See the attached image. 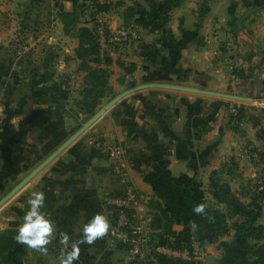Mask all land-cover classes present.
I'll list each match as a JSON object with an SVG mask.
<instances>
[{"label": "crops", "instance_id": "0c3cea01", "mask_svg": "<svg viewBox=\"0 0 264 264\" xmlns=\"http://www.w3.org/2000/svg\"><path fill=\"white\" fill-rule=\"evenodd\" d=\"M258 2L182 0L168 22L171 35L182 44L178 59L169 34L137 21L145 17L151 22L162 0H109L99 14L110 32L126 26L140 38L115 41L100 55L111 60L109 65L102 63L110 72V92L94 112L105 109L104 114L69 146L70 161L55 159L19 191V204L8 210L7 201L0 207L5 219L0 221V234L18 229L19 237L26 238L25 264H158L152 249L140 262H128L126 250L111 236L112 215L104 197L122 185L112 162L88 144L91 138L121 147L128 180L147 206L155 195L136 168L147 170L143 163L151 161L180 183L193 179L195 197L231 213L230 221L259 210L258 223L264 226V201L258 198L264 177V100L253 96L262 70L258 68L264 53V12L244 18ZM60 4L61 0H0L1 180L27 171L26 178L63 144L50 125L61 113L44 117L45 86L52 85L53 95L61 93L60 83L66 80L62 69H78V42L73 40L72 47L40 42L46 33L67 35L56 10ZM63 5L71 10V2ZM47 19V31L34 29L36 41H14L30 36L33 27L28 29L26 23ZM96 22L87 26L95 31ZM252 31L254 36L249 35ZM22 86L25 89L19 90ZM25 95L22 105H13ZM19 114L26 116L14 117ZM87 115L79 113L81 126ZM16 207H21L20 222ZM30 220L36 222L31 236ZM193 248L202 264H264V239L252 240L232 229H220L213 242H195Z\"/></svg>", "mask_w": 264, "mask_h": 264}, {"label": "trees", "instance_id": "16d2710c", "mask_svg": "<svg viewBox=\"0 0 264 264\" xmlns=\"http://www.w3.org/2000/svg\"><path fill=\"white\" fill-rule=\"evenodd\" d=\"M65 1L74 2L75 0H61V4L57 7L58 16L64 25V32L70 35L74 30L76 18L73 12L65 10L63 6ZM181 3L182 0H162L160 11L151 22L145 17L137 19L145 27L153 24L169 34L177 49L178 59L182 44L171 35L168 22L171 12ZM107 7L108 5L98 6V10H106ZM76 34L79 40L75 50L76 59L80 62L78 69L86 72L85 85L81 90L82 99L78 103L79 112L94 114L102 98L110 92L108 81L110 72L102 66V63L109 65L111 60L109 57L101 58L100 45L93 29L82 26ZM260 66H264V58H261L259 68ZM237 73L242 75V71ZM252 77L254 79L255 76ZM252 83L254 84V81ZM262 112L264 114V109ZM143 165L147 167V170H142L140 167L136 169L142 173L143 180L150 184L155 195V199L150 200L148 206L154 211L152 227L155 233L152 234L151 249L158 264H202L200 260L194 258L193 244L197 242L200 246H204L213 242L220 229H232L239 234H246L252 240L264 239V226L258 223L259 210L255 211V215L242 213L241 219L230 221L231 213L228 214L205 200L195 197L193 179L180 183L159 163L146 161ZM258 198L264 201V177L263 189L260 190ZM30 224H32L31 236L36 229L35 220H30ZM175 225L182 226V229L176 231ZM19 234L18 229H6L0 234V259L4 264H25L27 241L26 238H20ZM159 245L169 246L181 252L187 251L188 257H175L156 252L154 248ZM122 246L126 249V246Z\"/></svg>", "mask_w": 264, "mask_h": 264}, {"label": "built area", "instance_id": "2783aa9c", "mask_svg": "<svg viewBox=\"0 0 264 264\" xmlns=\"http://www.w3.org/2000/svg\"><path fill=\"white\" fill-rule=\"evenodd\" d=\"M95 2L102 7L108 5L109 0H95ZM102 11L104 10H98L95 15L97 22L94 31L100 45L101 56H103V50L115 41L140 38L139 34L126 26L118 27L115 32H110V26L99 14ZM88 144L112 162L113 173L118 175L119 184L122 185L117 192L108 193L104 197L112 215L110 234L119 244L126 246L128 262H140L153 247L152 234L155 233L152 227L153 211L145 204L139 190L130 184L121 147L107 146L95 138L88 140ZM262 189L261 185L260 190ZM154 249L156 252L175 257H184V253L188 254L187 251L181 252L165 245L156 246Z\"/></svg>", "mask_w": 264, "mask_h": 264}, {"label": "rangeland", "instance_id": "374dc122", "mask_svg": "<svg viewBox=\"0 0 264 264\" xmlns=\"http://www.w3.org/2000/svg\"><path fill=\"white\" fill-rule=\"evenodd\" d=\"M71 4L72 5H71L70 11L74 13L75 18H76L75 26H73L74 30L72 31V33L70 35L65 34L66 36H62V37L59 36L58 34H56V32L55 33L51 32L50 34L46 33L43 37L41 36V38H40V42H42V44H44V45L45 44H55V45L61 44L63 46H71L72 47L73 42H74L73 40H75V39L79 43V40H78V37L76 34L77 30L82 26H87V23H90L96 19L94 16L97 14L98 6H97L95 0H75L74 2H71ZM262 4H264V0H260V2H258V3H253L251 8H249V9H253L256 6H259ZM54 10L55 9H53L52 11H54ZM56 10H58V8ZM263 12H264V7H262L261 9H259L256 12H254L253 14L248 15L246 17V19L252 18V16L254 18L260 17L261 16L260 14H262ZM48 20L49 19L43 20V21H30L31 23H26V27L28 29L29 28L31 29L33 27V30H30V32H31L30 36H27L26 34H24L23 36H17L14 39V41L17 44H21L23 40H24V42H26V40H28L29 42L36 41L39 38V35H37V33H33L34 29H35V31L38 32V29L42 27L43 30L47 31L50 28V26H48V24H47ZM51 20H50L49 24L51 23ZM253 20H255V19H253ZM34 22H43L44 27L41 26L42 24L36 25V24H34ZM60 22L62 23L61 20H60ZM62 27H63V31H64V25H62ZM249 35L254 36L253 31ZM110 45H113V43H111ZM113 47H115V46H112L111 48H113ZM44 53L46 54L45 50H44ZM46 58H47V56H46ZM261 68H263V66L262 67L260 66V68H258V69H261ZM76 70L74 69L70 73V71H68L67 69H65V71H64V69H62V72H65L62 74L65 76L66 80L62 81L63 83H60L61 93L57 94L54 92L55 94L53 95L51 92L54 89L52 87V85L47 84L45 86V98L43 100V103L47 104L48 107H46L47 110L44 111V113H45L44 117H45V115L47 116L49 113L50 114L51 113L52 114L53 113H57V114L61 113L60 115H58L57 120H55V121H54V119H52V117H49L50 121H54L53 123L50 124L51 126H54V132H53L54 137L55 138H61V140L59 141L61 143H64L66 140H68L75 133V131L81 126L80 117H79V113H80L79 108L80 107H79L78 103L82 99L81 90L85 85L86 72L80 71L79 69H76ZM80 73H82V75ZM254 79H255V77H254ZM21 89L24 90L25 86L19 87V90H21ZM18 96H20V95H18ZM253 96L255 97V94H253ZM25 98H26V95L22 98H18V99L13 100V105H16V106L22 105ZM29 102H30V105L28 106V108L32 109L33 104L31 101H29ZM24 105H25V103H24ZM25 112H27V111L24 110L23 113H25ZM27 114H30V113L27 112ZM24 116H26V115L19 114V115H15L14 117L22 118ZM31 121H33V120L31 119ZM50 139H53V136L50 137ZM58 145L59 144L57 143V145H55L53 148H51L48 151V153L45 155V157H47L48 154L51 153ZM2 165H3V162L1 161L0 162V168ZM28 167H29V165H28ZM29 168L31 169V166ZM26 172H24L23 174H20V176H18V177H14L13 179L10 176H6L3 180L0 179V189H1L0 190V201L21 182V180L23 179V175L26 174ZM0 177H1V172H0ZM17 194H19V192ZM17 194H15L10 200H8V202H7V204H8L7 206H9L8 210L10 208H12L13 204H17V203L19 204L20 198H19V196H17ZM17 206H19V205H17ZM16 208H18V211L16 213V217L18 220L16 222H20L21 217H22L21 216V207H16ZM12 210H14V209H12ZM14 217H15V215H14ZM0 221L3 222V221H5V219H3L0 216Z\"/></svg>", "mask_w": 264, "mask_h": 264}, {"label": "water", "instance_id": "95a60500", "mask_svg": "<svg viewBox=\"0 0 264 264\" xmlns=\"http://www.w3.org/2000/svg\"><path fill=\"white\" fill-rule=\"evenodd\" d=\"M264 7V4L256 6L255 8L247 11L244 15V18L247 17L250 14H253L254 12L258 11ZM239 22V27H242V21ZM260 55L264 58V53H260ZM263 76H264V66L261 70L260 75L256 79V90H255V98L258 101L264 100L263 95ZM126 92L125 94H127ZM125 94L121 95L124 96ZM120 96V97H121ZM119 97V98H120ZM107 100H104V103H106ZM111 104L107 105L106 107H109ZM105 112V109H101L97 111L94 115L88 114L84 120H87L81 128L75 132L68 140H66L59 148H57L50 156H48L35 170H33L26 178H24L13 190H11L1 201H0V207H2L8 200H10L15 194H17L34 176H36L39 172H41L43 169H45L49 164H51L55 159L62 158L64 161L68 162L71 159V155L67 152L69 149V146L76 141L78 138L81 137V135L95 122L97 121Z\"/></svg>", "mask_w": 264, "mask_h": 264}]
</instances>
